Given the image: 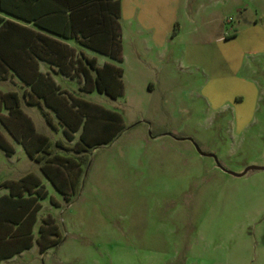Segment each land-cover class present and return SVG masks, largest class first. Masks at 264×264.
Wrapping results in <instances>:
<instances>
[{"label": "rangeland", "instance_id": "obj_1", "mask_svg": "<svg viewBox=\"0 0 264 264\" xmlns=\"http://www.w3.org/2000/svg\"><path fill=\"white\" fill-rule=\"evenodd\" d=\"M119 3L121 60L83 51L119 65L121 94L53 76L105 126L119 121L109 142L75 152L80 129L66 139L51 110L42 105L52 125L20 98L36 131L66 147L52 151L79 157L82 171L65 200L5 135L0 179L38 176L32 239L46 219L58 241L42 252L32 241L4 264H264V168L225 171L264 162V0Z\"/></svg>", "mask_w": 264, "mask_h": 264}, {"label": "trees", "instance_id": "obj_2", "mask_svg": "<svg viewBox=\"0 0 264 264\" xmlns=\"http://www.w3.org/2000/svg\"><path fill=\"white\" fill-rule=\"evenodd\" d=\"M0 12L30 22L60 39H71L76 45L116 62L121 60L119 0H0ZM231 36L233 33L225 38ZM58 38L0 16V78L14 75L24 83L27 90H23L22 100L36 105L50 125L42 105L51 110L66 139H71L72 133L80 129L72 148L81 152L109 142L120 128L119 121L113 120L105 126L92 116V110L97 109L93 103L59 90L48 74L38 70V61L68 78L78 75L80 91L95 90L111 98L122 92L121 68L108 61L97 64L94 56L76 51ZM5 135L21 145L25 155L38 164L43 178L68 200L76 190L82 161L52 151L53 145L66 147L60 140L51 142L46 134L36 131L15 90H0V149L8 155L12 147ZM66 170L70 173L68 177L64 174ZM0 186L8 189L7 194L0 195L1 260L31 246L39 200L46 192L31 172L14 180H1ZM36 232L33 240L39 252L58 241L54 224L46 219L41 220Z\"/></svg>", "mask_w": 264, "mask_h": 264}, {"label": "crops", "instance_id": "obj_3", "mask_svg": "<svg viewBox=\"0 0 264 264\" xmlns=\"http://www.w3.org/2000/svg\"><path fill=\"white\" fill-rule=\"evenodd\" d=\"M119 7H120V3H119ZM120 15V14H119ZM0 16L2 17V18H4V19H9V20H12V21H15V22H18V23H21V24H25V25H27V26H30L31 28H33V29H35L36 31H39V32H41V33H44V34H46V35H49V36H52V37H55V38H58V37H56V36H54V35H50L49 33H47L46 31H43V30H41V29H39L38 27H35V26H33L30 22H26V23H24L22 20H20V19H17V18H15V17H12V16H10V15H8V14H6V13H3V12H0ZM118 22H119V19H118ZM119 28H120V25H119ZM222 36V37H221ZM235 35H233L232 37H234ZM220 37L223 39V40H225V39H228V38H224L223 37V35H218V36H215V38H219L220 39ZM214 38V39H215ZM231 38V37H230ZM59 40H61V41H63V42H65L66 44H68V45H70V43H69V41H71L74 45H70V46H72V47H74V49L76 50V51H78V50H82L83 51V49H87V48H85V47H81V46H78V45H76V43L73 41V40H71V39H60V38H58ZM84 52V51H83ZM85 53V52H84ZM86 54V53H85ZM103 61H101V63H102ZM96 63L97 64H101V63H98L97 61H96ZM38 70L39 71H41L42 73H44V74H48V76L54 81V79H53V76L54 75H60V74H58V73H56L55 71H54V69L52 68V67H49L46 63H44L43 61H38ZM60 76H62V77H65V78H68V77H66V76H63V75H60ZM54 83H55V81H54ZM24 89H26L27 90V86L26 85H24V83H22L16 76H14V75H7V77H5V78H0V90L1 91H5V90H15L16 92H17V94H18V96H19V98H21V96H22V92H23V90ZM21 100H22V98H21ZM5 154V153H4ZM5 155H7V154H5ZM27 172H31V171H27ZM27 172H25V173H27ZM36 178H38V176L37 175H35L33 172H31ZM24 174V173H23ZM23 174H21V175H23ZM21 175H19L18 177H20ZM18 177H16V178H13V179H10V178H4V179H0V181L1 180H14V179H17ZM7 192H8V189L6 188V187H3V186H0V195L1 194H7ZM39 202H40V200H39ZM35 227V223H34V225L32 226V235H33V233H34V228ZM32 241H34L33 239H32ZM32 245V244H31ZM28 249V248H27ZM24 250H26V249H24ZM23 251V250H22ZM22 251H20V252H18V253H16V254H14V255H12V256H10V257H8V258H4V259H1L0 260V264H4L5 262H7V261H11L15 256H17V255H19Z\"/></svg>", "mask_w": 264, "mask_h": 264}, {"label": "water", "instance_id": "obj_4", "mask_svg": "<svg viewBox=\"0 0 264 264\" xmlns=\"http://www.w3.org/2000/svg\"><path fill=\"white\" fill-rule=\"evenodd\" d=\"M215 163H216L217 166H220L217 161H215ZM263 168H264V162L261 165H247L239 172H231V171H228V170H225V171H227V172H229V173H231L233 175H241V174L245 173L248 170L263 169Z\"/></svg>", "mask_w": 264, "mask_h": 264}]
</instances>
